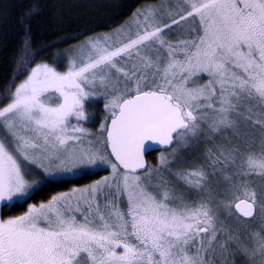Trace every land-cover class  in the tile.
Here are the masks:
<instances>
[{
	"label": "snow or ice",
	"instance_id": "obj_1",
	"mask_svg": "<svg viewBox=\"0 0 264 264\" xmlns=\"http://www.w3.org/2000/svg\"><path fill=\"white\" fill-rule=\"evenodd\" d=\"M41 10L0 89V264H264V0H150L52 60Z\"/></svg>",
	"mask_w": 264,
	"mask_h": 264
},
{
	"label": "trees",
	"instance_id": "obj_2",
	"mask_svg": "<svg viewBox=\"0 0 264 264\" xmlns=\"http://www.w3.org/2000/svg\"><path fill=\"white\" fill-rule=\"evenodd\" d=\"M108 1V0H107ZM0 0V6H8V14L0 13V89L9 83L15 72L17 52L21 44L22 28L19 24L24 11L34 5L41 12L32 20L33 44L39 48L38 59L52 60V54L68 47L67 38L76 34L105 33L127 20L136 8L150 0ZM88 110L94 114L97 124L87 125L98 129L103 114L102 101L90 102ZM160 152L149 155V163L158 162ZM107 173H101L104 175ZM94 175L80 179L81 184L99 179ZM69 185L50 187L40 192L29 203L44 201L58 191H66ZM27 205L16 207L12 214L26 211Z\"/></svg>",
	"mask_w": 264,
	"mask_h": 264
},
{
	"label": "water",
	"instance_id": "obj_3",
	"mask_svg": "<svg viewBox=\"0 0 264 264\" xmlns=\"http://www.w3.org/2000/svg\"><path fill=\"white\" fill-rule=\"evenodd\" d=\"M160 150H161L160 149V146H154L153 149H152V151L146 155L147 161L149 162V160H148L149 155H151L153 153H158V152H160Z\"/></svg>",
	"mask_w": 264,
	"mask_h": 264
},
{
	"label": "rangeland",
	"instance_id": "obj_4",
	"mask_svg": "<svg viewBox=\"0 0 264 264\" xmlns=\"http://www.w3.org/2000/svg\"><path fill=\"white\" fill-rule=\"evenodd\" d=\"M105 1V0H104ZM107 1V0H106ZM110 1H112V0H108L107 2H110ZM55 101H53V103H54ZM91 103H93V102H91ZM90 104V103H89ZM88 107V106H87ZM93 123L94 124H97V120H96V118L94 117L90 122H88V124L87 125H89V124H91V125H93Z\"/></svg>",
	"mask_w": 264,
	"mask_h": 264
}]
</instances>
